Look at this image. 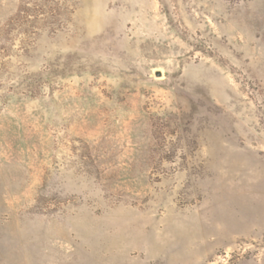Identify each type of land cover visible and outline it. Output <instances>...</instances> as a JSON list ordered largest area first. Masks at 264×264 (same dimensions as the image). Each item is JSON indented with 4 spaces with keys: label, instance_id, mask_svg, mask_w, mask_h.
<instances>
[{
    "label": "rangeland",
    "instance_id": "1",
    "mask_svg": "<svg viewBox=\"0 0 264 264\" xmlns=\"http://www.w3.org/2000/svg\"><path fill=\"white\" fill-rule=\"evenodd\" d=\"M0 264H264V0H0Z\"/></svg>",
    "mask_w": 264,
    "mask_h": 264
},
{
    "label": "water",
    "instance_id": "2",
    "mask_svg": "<svg viewBox=\"0 0 264 264\" xmlns=\"http://www.w3.org/2000/svg\"><path fill=\"white\" fill-rule=\"evenodd\" d=\"M157 76H161L160 73H158Z\"/></svg>",
    "mask_w": 264,
    "mask_h": 264
}]
</instances>
